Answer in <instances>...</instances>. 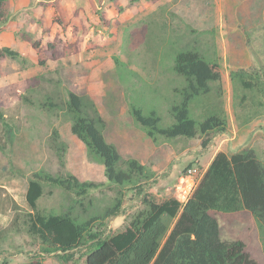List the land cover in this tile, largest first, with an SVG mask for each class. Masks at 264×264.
<instances>
[{
	"label": "rangeland",
	"instance_id": "obj_1",
	"mask_svg": "<svg viewBox=\"0 0 264 264\" xmlns=\"http://www.w3.org/2000/svg\"><path fill=\"white\" fill-rule=\"evenodd\" d=\"M85 2L81 9H70L67 0L59 2L47 20L37 18L36 12L18 13L11 21H25L22 27L11 23L8 32L0 28V48L19 47L30 62L0 59V109L14 129L9 144L0 122V137L7 144L0 151V264H22L38 256L44 264H85V247L62 261L58 255L43 254L41 244L23 230H11L14 207L30 210L25 194L34 173L71 174L97 185L80 197L54 189L53 195L38 200L42 214L69 212L81 224L101 216L113 203L115 186L71 134L63 111L43 107L51 102L65 108L69 93L80 97L86 115L100 117L106 142L122 160H137L153 172L151 179L123 189L119 216L94 225L102 237L123 229L143 208L145 193L175 196L189 171L202 174L219 151L253 149L264 165V0ZM69 10L72 18L67 17ZM100 11L109 18V27L100 22ZM33 43H38L37 57ZM186 50L216 60L222 70L220 97L215 89L195 98L188 116L202 123L212 115H224L228 127L194 139L158 137L155 142L136 124L130 110L143 116L155 113L162 127L173 123L170 109L180 101L176 90L185 86L173 71V59ZM238 70L256 76L260 94L231 81L230 74ZM54 129L69 142L64 165L49 148ZM219 222L225 239H239L251 257L264 264L261 233L245 213H229Z\"/></svg>",
	"mask_w": 264,
	"mask_h": 264
},
{
	"label": "trees",
	"instance_id": "obj_2",
	"mask_svg": "<svg viewBox=\"0 0 264 264\" xmlns=\"http://www.w3.org/2000/svg\"><path fill=\"white\" fill-rule=\"evenodd\" d=\"M7 3L8 0H0V28L9 21ZM98 14L102 25L109 27L106 14L103 11ZM32 45L37 49L38 43ZM3 58L22 65L30 64L21 53L9 47L0 48V59ZM173 71L185 80V86L176 90L179 103L170 109L173 123L162 127L155 113L143 116L139 110L131 108L136 124L155 142L158 137L194 139L224 131L228 127L224 115H212L202 123H196L188 116V107L195 98L208 96L215 89L220 97V64L194 50L179 51L173 59ZM230 79L239 82L245 91L261 93L256 76L245 70L231 73ZM68 99L63 109L51 102L43 107L50 108L47 110L51 112L63 111L70 123L71 134L84 145L88 157L103 166L105 178L115 186L113 203L101 216L81 224L69 212L42 214L37 209L38 200L53 195L54 189L73 192L80 197L97 185L81 182L71 174L61 176L38 171L27 183L25 199L30 210L21 212L14 207L11 230H23L41 244L43 254L58 255L62 261L66 260V255L73 257L69 254L71 251L85 247V264H258L247 252L245 243L224 238L223 225L219 222V217L229 213H245L257 225L264 250V165L253 149L233 154L217 152L185 203L172 196L145 193L141 200L143 208L123 229L102 237L94 231V225L119 216L123 189L151 179L153 172L137 160H122L117 149L106 142L100 117L86 115L79 96L69 93ZM0 122L2 135L10 144L14 129L1 109ZM1 139L0 151H5L7 144ZM68 146L69 142L54 129L49 136V148L60 165H64ZM45 186L49 187L47 191ZM22 264H44V260L38 256Z\"/></svg>",
	"mask_w": 264,
	"mask_h": 264
},
{
	"label": "crops",
	"instance_id": "obj_3",
	"mask_svg": "<svg viewBox=\"0 0 264 264\" xmlns=\"http://www.w3.org/2000/svg\"><path fill=\"white\" fill-rule=\"evenodd\" d=\"M65 0H8L7 3V9H8V13L12 14L9 17V21L8 23L2 27L4 29H6V31L8 32L10 30L11 23L14 25V28L16 27H22V25H24L25 21H21V20H16V21H11L12 16L18 14V13H33L36 12V17L39 18L41 16L42 19H46L47 17H51L54 7L57 6L56 4H58L60 2V4H63ZM68 5L71 7H73V9H81L84 8L86 2L85 0H67ZM62 11L65 12V8H62ZM81 11V10H80ZM72 13L73 11L69 10L68 11V18H72ZM7 47L11 48V45H7ZM15 47H12L11 49H13ZM16 51H18L19 53H22V51L20 50V48H15ZM22 55H24V53H22ZM36 57H37V49H36Z\"/></svg>",
	"mask_w": 264,
	"mask_h": 264
},
{
	"label": "built area",
	"instance_id": "obj_4",
	"mask_svg": "<svg viewBox=\"0 0 264 264\" xmlns=\"http://www.w3.org/2000/svg\"><path fill=\"white\" fill-rule=\"evenodd\" d=\"M201 174H198L194 170H190L186 178H183V183L179 186V190L173 196L176 200L181 203H185L193 192L198 180L200 179Z\"/></svg>",
	"mask_w": 264,
	"mask_h": 264
}]
</instances>
